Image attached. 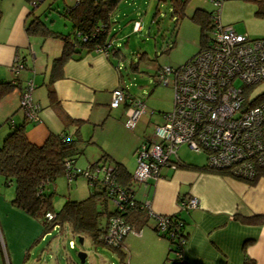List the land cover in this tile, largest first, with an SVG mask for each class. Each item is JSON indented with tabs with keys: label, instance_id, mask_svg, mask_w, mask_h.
Segmentation results:
<instances>
[{
	"label": "crops",
	"instance_id": "obj_1",
	"mask_svg": "<svg viewBox=\"0 0 264 264\" xmlns=\"http://www.w3.org/2000/svg\"><path fill=\"white\" fill-rule=\"evenodd\" d=\"M231 5L226 6L224 14L230 16L226 21L235 22L237 19L233 18L234 8ZM0 10V81L18 84L17 88L0 100V144L10 131V120L14 124L24 121L19 98L22 89L31 80L34 84L32 101L39 104L40 112L37 122L29 121L26 124L29 141L41 145L51 134L60 135L64 132L68 137H73L78 129L83 142H93L78 143L84 156V146L96 145L92 136L85 139V135L91 128L95 132L104 126L112 112L109 107L111 92L120 82L124 86L115 67L118 59H109L102 53L92 52L69 60L63 67L62 76L52 84L56 97V105H52L47 88L52 61L61 53V42L50 43L26 35L24 26L30 19V7L25 0H0ZM250 17L254 16H242L251 19L244 25L243 34L249 38L264 37V20H252ZM16 58L21 64L18 70L13 68ZM119 107L122 109L119 111L123 118V123H119L122 125L126 120L125 106ZM65 116L75 123L66 122ZM147 138L142 134L133 136V142L131 140L128 147L130 153L125 159L113 156L101 146L96 152L89 150L90 155L81 168L94 163L106 152L129 171L130 155L135 158L138 145ZM6 194L5 197L0 190V264H33L30 249L26 256L24 253L41 234V226L33 218L11 207L10 200L14 192ZM68 196L69 199L77 200L74 195ZM191 196L199 200L198 207L180 210L178 199ZM134 197L142 203L148 201L156 215L179 213L184 219L189 235L182 253L184 264H244L246 258L254 264H264V219L257 221L264 215V177L250 186L229 175L167 165L161 167L158 178L137 185ZM152 224L153 218L150 217L147 225L133 229L124 237L121 248L126 252L125 264H166L168 242L152 230ZM50 234L37 243L46 241ZM114 255L119 258L116 253Z\"/></svg>",
	"mask_w": 264,
	"mask_h": 264
},
{
	"label": "built area",
	"instance_id": "obj_2",
	"mask_svg": "<svg viewBox=\"0 0 264 264\" xmlns=\"http://www.w3.org/2000/svg\"><path fill=\"white\" fill-rule=\"evenodd\" d=\"M209 1L215 22L210 45L177 68L165 66L156 70L157 84L172 87L173 108L163 114V122L155 126L153 137L142 141L135 151L133 179L139 183L158 178L163 166H175L181 145L205 154L209 168L225 170L242 181L254 178L258 170L264 169V102L249 107L245 95L246 88L264 81V39H250L232 25L221 24V7L226 0ZM140 31V22H134L133 32ZM96 51L107 56L103 48ZM13 64L15 70L21 68L17 58ZM33 87L29 80L21 91L19 107L25 118L35 123L40 106L32 101ZM120 105L125 106V127L133 130L145 112L144 103L119 85L111 92L109 107L115 109ZM74 176H81L90 184L102 179L113 185L111 169L105 165L93 170L75 167L66 177L71 181ZM113 191L112 202L121 209L128 196L119 188L113 187ZM142 204L153 218L151 227L158 234L164 233L169 216L154 214L148 201ZM198 205L196 197L178 199L180 210L195 209ZM46 217L53 218L50 213ZM132 230L120 217L110 216L104 242L117 246ZM186 242L181 240L183 249L173 254L178 263L182 261Z\"/></svg>",
	"mask_w": 264,
	"mask_h": 264
},
{
	"label": "trees",
	"instance_id": "obj_3",
	"mask_svg": "<svg viewBox=\"0 0 264 264\" xmlns=\"http://www.w3.org/2000/svg\"><path fill=\"white\" fill-rule=\"evenodd\" d=\"M25 1L30 7L28 15L30 19L24 26L26 35L28 37L42 38L43 40L57 39L62 45L60 55L52 61L51 77L47 88L48 97L52 105H56V97L52 84L62 76L63 67L69 60L81 58L82 54L97 52V48L105 49L107 51L106 57L109 59L117 58L118 62H120V60L125 58L121 49L118 48V44L115 43V34H109L114 23L112 14L121 0H72L71 3L62 0L64 2L62 9L57 13L71 26L70 32L66 34L49 27L45 21L35 15V8L45 0ZM56 1L58 0H52V2ZM189 1L170 0L172 14L177 17L176 21L185 16V8ZM243 1L256 5L255 15L257 17H264V0ZM213 13L214 10L206 12L205 10L196 8L189 17L200 29L199 51L194 56L203 51L211 43L212 37H206V32L210 34L213 32L215 25ZM194 56L190 59L194 58ZM138 58L139 61H143L148 57L143 52L138 54ZM119 66H121L119 63L115 64L121 81L122 76ZM133 69L136 68L134 67ZM120 85L123 86L121 82ZM17 87L18 84L15 82L0 81V100ZM247 90L248 88H246L245 95L248 99L247 105L249 107L264 102V93L251 98L248 96ZM64 120L75 123L66 116ZM27 122L29 121L25 116L24 121L19 124H14L10 120V131L0 144V184L2 183L4 186L13 184L15 187L10 205L19 212L33 218L41 226V234L33 240L24 255L26 256L29 249L46 234H50L56 226L62 228L63 225H67L72 235L78 236L82 240L84 236L89 237L94 245H101L110 249L124 262L126 252L121 248V244L117 246L109 245L104 242L103 237L110 216L120 217L124 224L129 225L133 229L147 225L150 216L142 207V202L134 197L135 189L140 183L133 179V174L127 171L122 163L115 161L108 153L103 152L86 169L93 170L102 165L110 167L113 185L105 184L102 179H98L92 184L87 181V184L92 189L86 198L67 200L58 211H55L52 205V193H47L46 188L54 184L57 176L62 174L67 176L76 167L74 163L78 156L83 153L78 143L80 145V142L83 141L77 129L73 137H68L64 132L60 135L51 134L41 145H36L30 142L26 136L25 128ZM77 123L80 124L79 121ZM83 143L91 144L93 142L87 140ZM66 163L69 165L67 166ZM175 167L228 176V172L225 170L211 169L207 164L196 166L185 163L180 159L175 161ZM77 177L74 176L73 179L75 180ZM261 177H264V169L258 170L254 178L243 181L252 186ZM113 187L121 189L128 196V201L122 203L121 209L115 207L112 202L114 200ZM130 201L132 202L131 205ZM111 205H113V208L110 207ZM46 213H51L53 218L48 220L45 216ZM258 219L257 221H262L260 219H264V215ZM247 221L252 222L255 220ZM152 230L156 233L153 228ZM158 235L168 242L166 264H181L177 262L173 254L183 249V245L180 242L183 239L187 241L189 235L186 230L185 221L180 214L170 215L166 231ZM244 264H254V262L246 258Z\"/></svg>",
	"mask_w": 264,
	"mask_h": 264
},
{
	"label": "rangeland",
	"instance_id": "obj_4",
	"mask_svg": "<svg viewBox=\"0 0 264 264\" xmlns=\"http://www.w3.org/2000/svg\"><path fill=\"white\" fill-rule=\"evenodd\" d=\"M65 2L71 3L72 0H65ZM63 3L62 0L56 2L45 0L35 8L34 12L45 21L46 25L66 34L70 32L71 26L57 13L62 9ZM227 5L234 8L233 18L237 19L235 22L226 21L227 18H230L224 14ZM196 8L206 12L213 10L209 0H190L185 9V16L176 21L177 17L172 14L170 0H121L112 14L114 23L109 34H115L117 46L125 57L118 62L121 65L120 73L123 84L129 94L142 100L145 112L140 115L134 129L130 130L124 124L119 123H123L119 112L122 111L121 107L118 110L112 109L104 126L97 128L95 132L91 128L85 135V139L92 136L96 145L84 146L86 153L84 156H78L76 161L78 168L86 169L81 166H85L88 154L90 155L89 150L96 152L101 146L113 156L125 159L130 153L128 147L131 140L133 142V136L142 134L148 138L153 137L155 126L163 122V114L170 112L173 108L172 87L170 84L167 86L157 84L156 70L158 67L165 66L177 68L189 61L199 51L200 29L189 19ZM256 9V5L248 1H223L220 23L223 25L232 24L238 33H243L244 25L251 19L242 18V16L250 14L254 16L250 17L252 20H264V17L255 15ZM134 21L140 22V32L132 31ZM262 25H264V21H262ZM206 37L211 38L212 34L206 32ZM250 38L264 39V37L258 36H250ZM47 42L58 43L60 41L47 39ZM173 42L175 43L173 44ZM166 49L168 50L164 52ZM143 52L148 58L139 61L138 54ZM130 65L132 66L130 67ZM134 67L136 69H133ZM261 93H264V81L247 90V94L251 98H255ZM176 155L185 163L199 166L207 163L205 154L196 153L186 145H181ZM130 158L128 169L133 174L136 160L134 161L135 158L132 154ZM91 189L84 178L79 176L68 182L66 175L62 174L57 176L51 187L46 188V192L52 193V205L54 210L58 211L65 201L73 200L69 199L68 195H74L73 197L77 200L84 199L89 195ZM0 190L6 197V193L15 191V187L13 184L4 186L1 183ZM70 240L74 243L72 249L68 247ZM30 251L34 260L33 264H125L121 263L110 249L94 245L89 237L84 236L80 244L78 236L72 235L67 225L51 231L46 241H39L30 248ZM79 252L86 254L84 263L79 262ZM101 259L105 260L101 261Z\"/></svg>",
	"mask_w": 264,
	"mask_h": 264
},
{
	"label": "water",
	"instance_id": "obj_5",
	"mask_svg": "<svg viewBox=\"0 0 264 264\" xmlns=\"http://www.w3.org/2000/svg\"><path fill=\"white\" fill-rule=\"evenodd\" d=\"M81 242H82V238H79V243L81 244ZM85 258H86V254L84 252L78 253V259L80 263H84Z\"/></svg>",
	"mask_w": 264,
	"mask_h": 264
},
{
	"label": "clouds",
	"instance_id": "obj_6",
	"mask_svg": "<svg viewBox=\"0 0 264 264\" xmlns=\"http://www.w3.org/2000/svg\"><path fill=\"white\" fill-rule=\"evenodd\" d=\"M79 177V176H78ZM81 177V176H80ZM231 177V176H230ZM83 178V177H82ZM234 178V177H233ZM86 180V179H85ZM239 180V179H238ZM72 181V180H71ZM242 181V180H241ZM68 182H70V181H68ZM86 182H87V180H86ZM141 184V183H140ZM47 214V213H46ZM51 214V213H50ZM52 215V214H51ZM46 216V215H45ZM53 216V215H52ZM51 220V219H50ZM54 229H57V226L54 228ZM53 229V230H54ZM124 239V238H123ZM83 241V240H82ZM70 242L72 243V246H70ZM121 244H122V242H121ZM68 246H69V248H72L73 246H74V243H73V241H69L68 242ZM122 246V245H121Z\"/></svg>",
	"mask_w": 264,
	"mask_h": 264
},
{
	"label": "bare ground",
	"instance_id": "obj_7",
	"mask_svg": "<svg viewBox=\"0 0 264 264\" xmlns=\"http://www.w3.org/2000/svg\"><path fill=\"white\" fill-rule=\"evenodd\" d=\"M131 95V94H130ZM125 123V122H124ZM182 264H184L183 260L181 261Z\"/></svg>",
	"mask_w": 264,
	"mask_h": 264
}]
</instances>
